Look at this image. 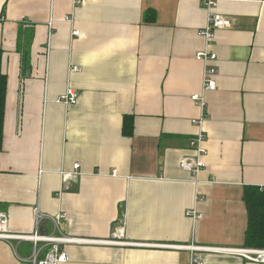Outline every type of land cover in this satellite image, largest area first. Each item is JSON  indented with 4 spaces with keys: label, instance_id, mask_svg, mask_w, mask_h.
<instances>
[{
    "label": "crops",
    "instance_id": "1",
    "mask_svg": "<svg viewBox=\"0 0 264 264\" xmlns=\"http://www.w3.org/2000/svg\"><path fill=\"white\" fill-rule=\"evenodd\" d=\"M214 11L233 24L214 31L216 88L201 108L191 99L204 67L199 0H0V212L10 230H33L37 209L40 234L106 241L63 244L60 264H189V250L167 245L247 247L244 189L264 190V0H216ZM67 87L75 104L59 101ZM201 116L206 154L193 176L179 162L193 155ZM76 162L81 174L64 178ZM193 208L201 218L186 216ZM31 250L0 240V264H25Z\"/></svg>",
    "mask_w": 264,
    "mask_h": 264
},
{
    "label": "built area",
    "instance_id": "2",
    "mask_svg": "<svg viewBox=\"0 0 264 264\" xmlns=\"http://www.w3.org/2000/svg\"><path fill=\"white\" fill-rule=\"evenodd\" d=\"M79 0H75V4ZM200 3L206 10V22L203 28L198 30V34L203 37L205 41V47L198 50L195 53V58L202 61L204 64L202 72V85L201 92L194 93L191 95V99L197 103L201 108L205 104L203 97V92L211 91L216 88L215 76L218 73V69L215 66H210L208 63L211 60L216 59V54L209 49V46L214 37V31L219 28H227L232 26L233 19L222 16L221 14L214 11L216 6V0H199ZM65 20L72 21L71 18L65 17ZM50 26V25H49ZM79 31L76 29L72 30L73 35H79ZM70 71H79L80 67L77 65H72L69 68ZM59 101L65 103L66 105L75 104L77 101V92L67 87L65 93L59 98ZM202 116L198 119H192V123L198 126V132L196 135L190 138L189 147L193 152V155L183 157L179 166L181 169L189 172L193 176H197L199 172L204 167L203 157L206 154V149L203 143L206 139V134L201 128ZM64 178L66 177H76L80 175L79 163L73 164V169L71 171H61ZM186 216L191 217L193 220L201 218V214L198 213L194 208L188 209L185 212ZM47 216L38 212L35 209V221L34 228L30 232H17L10 230L8 228V219L6 215L0 212V240H5L7 242L15 241H27L31 242L32 250L31 253L26 258H21L25 264H60L68 260L67 253L63 250L62 245L68 243H78V244H91V243H103L106 241H97L87 238H77L66 236L63 234H40L38 232L39 222L46 218ZM65 217L64 213L58 212L50 219L54 222L56 229H58V224ZM145 244V243H138ZM168 247H179L185 248L190 251L189 264H203L197 256L198 251H210V252H225L228 254L239 255L247 260L264 263V248H251V247H213V246H202L197 244L189 245H167ZM44 249V250H43ZM43 250V251H42ZM43 255L41 256V253Z\"/></svg>",
    "mask_w": 264,
    "mask_h": 264
},
{
    "label": "trees",
    "instance_id": "3",
    "mask_svg": "<svg viewBox=\"0 0 264 264\" xmlns=\"http://www.w3.org/2000/svg\"><path fill=\"white\" fill-rule=\"evenodd\" d=\"M2 53L0 49V149L3 139L7 91V76L1 68ZM123 132L125 134H131L132 132V119L129 116L124 117ZM243 199L248 214L244 245L247 247L264 248V190H261L257 186H247L244 189Z\"/></svg>",
    "mask_w": 264,
    "mask_h": 264
}]
</instances>
